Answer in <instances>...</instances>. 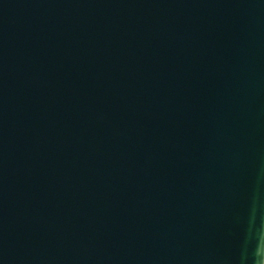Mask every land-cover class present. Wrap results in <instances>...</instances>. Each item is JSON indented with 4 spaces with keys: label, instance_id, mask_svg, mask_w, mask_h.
Listing matches in <instances>:
<instances>
[{
    "label": "water",
    "instance_id": "1",
    "mask_svg": "<svg viewBox=\"0 0 264 264\" xmlns=\"http://www.w3.org/2000/svg\"><path fill=\"white\" fill-rule=\"evenodd\" d=\"M0 264H264V0H0Z\"/></svg>",
    "mask_w": 264,
    "mask_h": 264
}]
</instances>
